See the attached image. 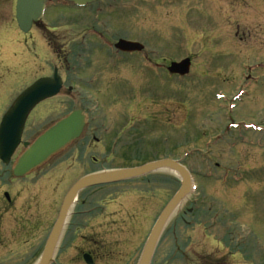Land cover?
<instances>
[{
  "label": "rangeland",
  "instance_id": "374dc122",
  "mask_svg": "<svg viewBox=\"0 0 264 264\" xmlns=\"http://www.w3.org/2000/svg\"><path fill=\"white\" fill-rule=\"evenodd\" d=\"M13 4L15 0L4 1L7 18ZM63 4L48 12L49 20L65 14L66 21L54 25L56 32L21 33L12 24L0 31V122L21 92L58 68L66 80L52 99L54 113L41 123L33 118L24 141L65 116L64 101L68 113L81 107L80 93H85L93 131L101 137L102 148L108 147L88 155L105 161L106 152H112V161L95 166L78 158L65 163L70 176L60 189L94 167L180 160L192 172V192L166 223L153 264H264V0H129L106 14L98 12L103 11L102 2L88 5L84 13ZM77 14L84 18L79 24ZM86 29H104L114 43L127 36L145 39L164 46L165 61L192 57L193 64L185 76L165 73L143 88V57L106 58L115 81H102L107 66H96L88 69L96 74L87 77L82 89L78 69L86 46L78 35ZM94 78L101 81L93 85ZM108 86L101 102L96 94ZM126 122L131 132L124 135ZM110 131L118 141L114 145L104 137ZM67 154L70 149L60 156ZM180 187L181 179L171 170L117 184L113 189L125 192L107 202V210L116 215L96 225L97 242L92 240L103 257L130 251L133 264H138L158 217ZM119 210L133 213L130 226L114 222L123 219Z\"/></svg>",
  "mask_w": 264,
  "mask_h": 264
},
{
  "label": "flooded vegetation",
  "instance_id": "af4514ba",
  "mask_svg": "<svg viewBox=\"0 0 264 264\" xmlns=\"http://www.w3.org/2000/svg\"><path fill=\"white\" fill-rule=\"evenodd\" d=\"M4 1L5 0L0 1V31L12 24L15 25L17 30L21 33H24L17 19V0H15V4L9 8H12L11 17L9 18L5 16ZM128 1L129 0H99L98 2L88 5H95L102 2L104 3L102 8L103 11L98 12L100 14H106V10L117 9V4H125ZM44 2L46 3V7L42 18L32 20L28 33L37 31L41 35H46L49 34V32H56L57 28L54 27V25L58 22L61 23L66 21V17H63L65 16L64 12H60V16L57 15L54 20H49L47 19L49 10L53 9V7H61V5H65L63 4L64 2H66L67 6L76 7L74 3L67 0H58L54 4L52 0H44ZM87 6L79 7L82 8L80 9V13H84L83 9ZM78 14L76 18L77 24L80 23V20H84V18L78 16ZM113 19H115V17H113ZM104 31V29H86L83 35L81 33V36L78 35L81 42L85 43L86 46L85 52L82 53V57L84 58L80 61V68L78 69V78L82 89L88 84V81H86L87 77L96 74L95 71L88 72V69L95 68L96 66H99V68L102 69L104 66H107L110 63V59L106 58L117 60H123L125 58L129 61L132 57H143L144 59L140 61V69L141 72L144 73L142 78L145 77L147 83L144 84L143 88L150 87L149 80L153 81V78L158 80L165 73H168L167 68L173 61H165V58L162 55L164 52V46L158 48L151 43H146L145 39H135L132 36H127L125 39L137 42L142 41L144 43L137 45L138 47H142L140 50L129 52L121 51L116 49L115 44L117 42L114 43L112 38H108L107 35L103 33ZM85 35L88 38H86ZM112 73L110 67L107 66V68L101 72V80L105 81L108 77L110 80L115 81L112 77ZM50 75L51 74H45L43 76ZM171 76L179 77V75ZM62 77L65 81L66 78L63 75ZM248 78H251V75H248ZM101 80L94 78L90 80V83L96 85ZM73 89L69 88L70 92L73 91ZM95 90L96 88L93 91ZM150 90H152V87ZM108 92H110L109 86L102 89L101 93L99 92V94L96 95H99V99H101L102 102V99L109 94ZM86 95L85 93H80L82 106L79 107V109L84 110L88 117L86 127L81 137L63 151L65 152L70 149L71 154L60 156V153L34 172L23 177H15L12 165L30 141L34 139L33 136L31 139L20 144L14 153L10 164H5L0 159V264H133V253L130 251H126V253H107L106 257H103L105 253L99 252L98 246L92 241L95 240L97 242L98 233L95 231L96 225L98 223L108 222L111 215H116L115 212L112 213L107 210V202L115 198L119 193L125 192V190H119L117 192L113 189L118 183L81 189L74 202L70 205V209L68 210L64 222L59 226L57 235L54 236L64 207V202L76 181L84 175L105 169H112V167L91 168L78 179L72 181L68 187L60 189L61 184L68 176H70L65 170L67 168L63 166L65 163H69L71 160H76L78 158L82 163L86 164L89 162L90 165L95 166L111 160L110 156H112V152L110 151L106 152L109 156L106 157L105 161L99 159L98 156L88 155L91 151L102 153V151L106 150L108 147H104V149L102 148L101 137L97 136L95 131H93L94 127L92 124H94V122H92L93 119H91L90 111L87 110L89 102H87V100L85 101ZM144 95L146 94L144 93ZM53 98H49L36 106L27 120L24 134L33 118H36V120L41 123L42 121H45V117L50 112L55 110V103L52 101ZM61 107L67 115V101L61 103ZM58 119L53 120L45 128ZM146 119H148V117H146ZM127 124L129 123L126 122L121 129V132L124 133V135L126 132H131V130L126 129ZM119 132L120 131L116 134V137L118 138L120 137ZM111 134L110 131L104 137L108 144L114 145L118 141L114 140V138L111 139L113 137ZM91 139L93 140V143H90ZM116 147L117 146L115 145V148ZM120 148H123V146H120ZM115 153L117 154V151ZM76 154H79L80 156H74ZM49 164L51 165L46 168L45 172H41V170ZM102 191L106 193L102 195ZM188 210L191 212L193 211V208H188ZM118 214L121 215L123 219L114 220V222H119L121 224L124 222V225L121 227L126 225L130 226L131 223H133L134 215L130 210L129 212L119 210ZM90 228H93V231L89 232ZM123 231L125 232L126 230L124 229ZM103 248L106 250V245ZM153 260L154 257L151 264H153Z\"/></svg>",
  "mask_w": 264,
  "mask_h": 264
},
{
  "label": "water",
  "instance_id": "95a60500",
  "mask_svg": "<svg viewBox=\"0 0 264 264\" xmlns=\"http://www.w3.org/2000/svg\"><path fill=\"white\" fill-rule=\"evenodd\" d=\"M78 5H85L96 0H72ZM44 1L17 0V18L23 31H29L32 19L43 14ZM137 43L120 40L117 47L123 50H138ZM191 59L188 57L180 62H173L169 70L173 73L185 75L190 71ZM63 80L58 72L53 77H42L26 88L13 102L5 113L0 124V158L9 163L17 146L22 140L26 120L34 107L42 100L56 95L62 88ZM86 125V116L82 110H74L41 133L19 156L14 164V174L23 176L46 163L52 156L63 150L76 140ZM158 170H171L181 179V187L171 201L166 205L158 217L147 240L139 264H150L155 246L171 215L179 208L191 193L192 176L189 169L180 161L161 159L145 163L136 167L114 169L88 175L80 179L73 187L57 224L59 226L66 217L69 199L80 188L96 184L136 178ZM45 260V259H44ZM43 260V261H44Z\"/></svg>",
  "mask_w": 264,
  "mask_h": 264
}]
</instances>
